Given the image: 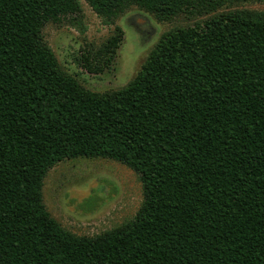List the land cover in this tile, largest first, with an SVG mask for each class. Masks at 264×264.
Instances as JSON below:
<instances>
[{
	"label": "trees",
	"instance_id": "obj_1",
	"mask_svg": "<svg viewBox=\"0 0 264 264\" xmlns=\"http://www.w3.org/2000/svg\"><path fill=\"white\" fill-rule=\"evenodd\" d=\"M84 1L104 24L132 6L190 21L98 92L42 35L81 17L80 0H0V264H264V11L224 7L261 0ZM120 41L117 29L85 61L110 63ZM78 157L136 173L131 219L88 236L51 216L44 178ZM105 181L114 191L91 189L101 206L117 193Z\"/></svg>",
	"mask_w": 264,
	"mask_h": 264
},
{
	"label": "rangeland",
	"instance_id": "obj_2",
	"mask_svg": "<svg viewBox=\"0 0 264 264\" xmlns=\"http://www.w3.org/2000/svg\"><path fill=\"white\" fill-rule=\"evenodd\" d=\"M80 2L81 17L74 23L67 19L46 23L42 35L62 70L92 91L103 92L125 85L136 75L163 32L190 21L185 15L161 21L132 6L113 24H104L84 0ZM226 6L264 11V0L232 2ZM136 20H139L138 24ZM117 29L121 31V41L114 57L108 64L97 65L95 70L85 61L84 55L91 60L93 52ZM105 179L116 184L117 193L101 206V202L96 203L91 197V189L105 183L102 189L105 195L114 191ZM141 200L142 188L136 173L111 159H64L44 178L43 201L47 210L62 226L77 235L99 234L131 219Z\"/></svg>",
	"mask_w": 264,
	"mask_h": 264
}]
</instances>
